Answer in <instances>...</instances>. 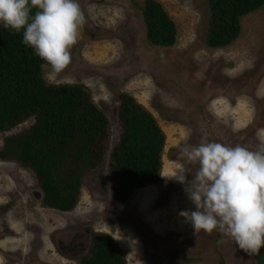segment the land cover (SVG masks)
Returning a JSON list of instances; mask_svg holds the SVG:
<instances>
[{
    "label": "rangeland",
    "instance_id": "obj_1",
    "mask_svg": "<svg viewBox=\"0 0 264 264\" xmlns=\"http://www.w3.org/2000/svg\"><path fill=\"white\" fill-rule=\"evenodd\" d=\"M144 1L79 0L86 23L71 49L72 62L51 82L45 66L44 78L91 94L109 120V153L85 178L79 204L69 213L43 208L34 174L0 159V264H78L57 250L55 239L78 230L111 236L127 264H257L255 254L219 232L195 234L180 215L195 205L171 176L188 167L179 154L186 144L257 145L256 133L264 129V7L242 19L236 42L211 49L206 0H156L178 28L177 44L166 49L148 44ZM121 94L144 106L167 138L160 179L137 190L127 205L113 199L109 171L121 133ZM33 123L0 133V150L7 136Z\"/></svg>",
    "mask_w": 264,
    "mask_h": 264
},
{
    "label": "trees",
    "instance_id": "obj_2",
    "mask_svg": "<svg viewBox=\"0 0 264 264\" xmlns=\"http://www.w3.org/2000/svg\"><path fill=\"white\" fill-rule=\"evenodd\" d=\"M206 1L211 49L236 42L242 19L264 7V0ZM141 11L148 44L173 48L178 28L163 5L145 0ZM22 31L0 25V133L30 120L34 123L5 138L0 159L16 162L34 174L43 208L69 213L79 204L85 178L106 160L109 120L84 87L46 82L45 62L22 43ZM118 101L121 133L109 154V171L113 199L127 205L137 190L160 179L167 138L156 118L134 97L121 94ZM255 260L264 264V248ZM79 264H127V260L111 236L94 234L91 249Z\"/></svg>",
    "mask_w": 264,
    "mask_h": 264
},
{
    "label": "clouds",
    "instance_id": "obj_3",
    "mask_svg": "<svg viewBox=\"0 0 264 264\" xmlns=\"http://www.w3.org/2000/svg\"><path fill=\"white\" fill-rule=\"evenodd\" d=\"M85 23L79 0H0V25L23 30L22 43L45 62L49 82L72 62L71 49ZM256 137L254 148L186 144L179 154L188 167L171 176L184 185L195 205V210L180 212L195 234L219 232L250 255L264 248V129Z\"/></svg>",
    "mask_w": 264,
    "mask_h": 264
},
{
    "label": "flooded vegetation",
    "instance_id": "obj_4",
    "mask_svg": "<svg viewBox=\"0 0 264 264\" xmlns=\"http://www.w3.org/2000/svg\"><path fill=\"white\" fill-rule=\"evenodd\" d=\"M94 234L87 235L83 230L63 232L56 239L57 250L67 257L83 259L91 249ZM88 238V239H87ZM78 261V264H79Z\"/></svg>",
    "mask_w": 264,
    "mask_h": 264
}]
</instances>
